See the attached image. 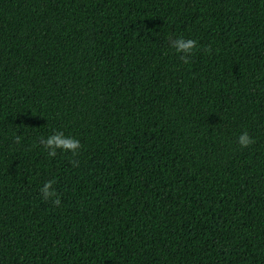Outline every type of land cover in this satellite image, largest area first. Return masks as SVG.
<instances>
[{
    "label": "trees",
    "instance_id": "1",
    "mask_svg": "<svg viewBox=\"0 0 264 264\" xmlns=\"http://www.w3.org/2000/svg\"><path fill=\"white\" fill-rule=\"evenodd\" d=\"M0 264H264V0H0Z\"/></svg>",
    "mask_w": 264,
    "mask_h": 264
},
{
    "label": "clouds",
    "instance_id": "2",
    "mask_svg": "<svg viewBox=\"0 0 264 264\" xmlns=\"http://www.w3.org/2000/svg\"><path fill=\"white\" fill-rule=\"evenodd\" d=\"M172 47L175 48L177 53L181 54V61L185 64H188L194 50L199 46L195 39H185L183 36H181L172 41ZM211 51L212 49L210 45L204 48L205 53H210ZM15 142L17 144L20 142V135L16 136ZM237 142L242 148H245L254 144L255 140L249 136L247 131H244L237 137ZM39 143L44 147L45 150H47V153L50 157H55L58 149L64 152H71L73 156H75L82 148V145L78 139L67 136L60 131H56L48 137L41 139ZM71 163L75 167L79 166L78 160L73 159ZM54 183L55 181L53 179L47 180L40 188V194L45 201L51 200L54 206L59 207L61 201L59 195L53 188Z\"/></svg>",
    "mask_w": 264,
    "mask_h": 264
}]
</instances>
